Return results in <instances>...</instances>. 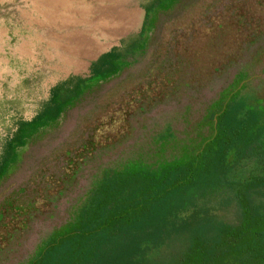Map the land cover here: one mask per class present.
I'll list each match as a JSON object with an SVG mask.
<instances>
[{
  "label": "rangeland",
  "instance_id": "374dc122",
  "mask_svg": "<svg viewBox=\"0 0 264 264\" xmlns=\"http://www.w3.org/2000/svg\"><path fill=\"white\" fill-rule=\"evenodd\" d=\"M143 1L0 0V153L53 86L100 77L90 64L139 31ZM146 44L18 148L0 178V264H24L99 170L146 155L167 122L182 130V116L194 119L234 71L246 68L247 91L264 103V0H180L156 16Z\"/></svg>",
  "mask_w": 264,
  "mask_h": 264
},
{
  "label": "trees",
  "instance_id": "16d2710c",
  "mask_svg": "<svg viewBox=\"0 0 264 264\" xmlns=\"http://www.w3.org/2000/svg\"><path fill=\"white\" fill-rule=\"evenodd\" d=\"M179 1L144 0L139 31L90 64L96 81L68 77L32 118L18 120L4 140L0 178L77 90L109 80L142 54L156 16ZM247 77L245 67L231 73L194 119L182 116L179 132L165 123L146 155L99 170L68 220L24 264H264V103L247 91ZM68 83L72 94L64 96Z\"/></svg>",
  "mask_w": 264,
  "mask_h": 264
}]
</instances>
